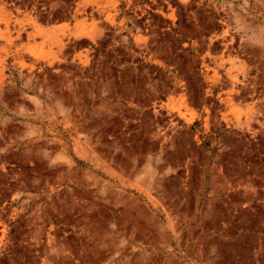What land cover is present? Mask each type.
I'll return each mask as SVG.
<instances>
[{
    "label": "rangeland",
    "instance_id": "obj_1",
    "mask_svg": "<svg viewBox=\"0 0 264 264\" xmlns=\"http://www.w3.org/2000/svg\"><path fill=\"white\" fill-rule=\"evenodd\" d=\"M0 264H264V0H0Z\"/></svg>",
    "mask_w": 264,
    "mask_h": 264
}]
</instances>
